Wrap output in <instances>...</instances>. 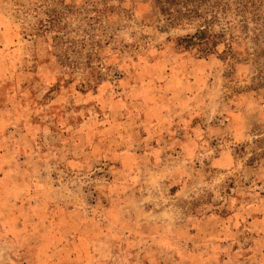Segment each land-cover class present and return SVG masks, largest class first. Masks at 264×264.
Wrapping results in <instances>:
<instances>
[{
    "label": "rangeland",
    "instance_id": "rangeland-1",
    "mask_svg": "<svg viewBox=\"0 0 264 264\" xmlns=\"http://www.w3.org/2000/svg\"><path fill=\"white\" fill-rule=\"evenodd\" d=\"M195 5L0 0V264H264V0Z\"/></svg>",
    "mask_w": 264,
    "mask_h": 264
},
{
    "label": "trees",
    "instance_id": "trees-1",
    "mask_svg": "<svg viewBox=\"0 0 264 264\" xmlns=\"http://www.w3.org/2000/svg\"><path fill=\"white\" fill-rule=\"evenodd\" d=\"M203 0H157L160 11L165 15L169 24L176 21L192 18L194 16H202L199 6L195 2ZM224 35V31L215 32L208 25H200L193 33H186L174 38L176 47L184 50L196 49L201 56H207L211 53L218 52L217 45L220 44L219 37ZM225 50L230 56H233V47L227 44Z\"/></svg>",
    "mask_w": 264,
    "mask_h": 264
}]
</instances>
